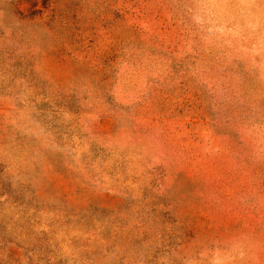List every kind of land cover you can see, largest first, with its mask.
<instances>
[{"label":"rangeland","instance_id":"374dc122","mask_svg":"<svg viewBox=\"0 0 264 264\" xmlns=\"http://www.w3.org/2000/svg\"><path fill=\"white\" fill-rule=\"evenodd\" d=\"M0 264H264V0H0Z\"/></svg>","mask_w":264,"mask_h":264}]
</instances>
